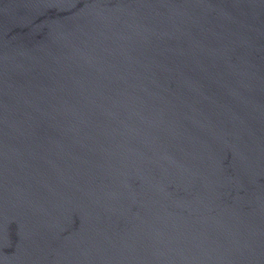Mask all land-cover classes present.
Segmentation results:
<instances>
[{"label":"water","instance_id":"95a60500","mask_svg":"<svg viewBox=\"0 0 264 264\" xmlns=\"http://www.w3.org/2000/svg\"><path fill=\"white\" fill-rule=\"evenodd\" d=\"M0 264H264V0H0Z\"/></svg>","mask_w":264,"mask_h":264}]
</instances>
